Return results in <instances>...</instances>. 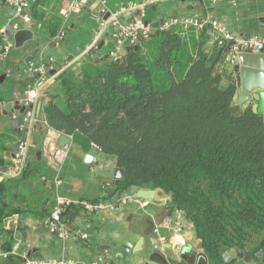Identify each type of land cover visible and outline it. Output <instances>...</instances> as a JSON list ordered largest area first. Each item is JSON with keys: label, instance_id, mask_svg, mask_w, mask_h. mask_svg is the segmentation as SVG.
I'll list each match as a JSON object with an SVG mask.
<instances>
[{"label": "trees", "instance_id": "16d2710c", "mask_svg": "<svg viewBox=\"0 0 264 264\" xmlns=\"http://www.w3.org/2000/svg\"><path fill=\"white\" fill-rule=\"evenodd\" d=\"M205 42L160 29L118 58H82L40 101L49 129L92 142L125 170L116 190L162 188L208 263L225 264L230 248L255 255L264 245V117L233 103L228 45ZM6 190L0 181V229Z\"/></svg>", "mask_w": 264, "mask_h": 264}, {"label": "crops", "instance_id": "0c3cea01", "mask_svg": "<svg viewBox=\"0 0 264 264\" xmlns=\"http://www.w3.org/2000/svg\"><path fill=\"white\" fill-rule=\"evenodd\" d=\"M28 1L31 2L29 11L8 0H0V181L7 186L2 195L7 216L0 229V264H25V256L44 262L144 264L149 253L134 252L144 242V237L134 231L144 200L134 198L139 190L134 186L127 191L116 190L113 182L118 166L114 160L104 156L92 142L73 143L61 171L63 182L57 187L54 151L62 145L63 136L68 139V135L47 127L43 108L39 115L33 113L27 126L23 114L17 110L11 112L9 107L5 114L4 106L25 100L28 87L39 76L35 66L50 64L45 88L48 89L66 68L82 58H91L87 55L90 50L101 53L91 58L96 62L110 57L114 50L111 28L99 35L95 8L105 11L104 18L119 14L126 21H151L153 36L156 31L168 28L165 24L175 18L208 22L205 26L186 29L180 23L169 27H180L194 41L206 39L209 50L215 46L209 24L212 20L225 24L235 38H264V0H85L83 9L68 17L59 11L68 0ZM131 6L140 8L131 11ZM27 14H31L28 22ZM161 22H165L164 26ZM8 28L11 36L19 29H29L33 38L23 47H16L6 34ZM7 44L10 47L5 50ZM54 69L56 73L52 75L50 71ZM248 104L253 106V102L243 105ZM24 140L29 144L27 169L22 176L13 177L8 166ZM101 185L104 187L99 191ZM58 195L74 201L63 214L69 229L66 237L58 236L49 227ZM161 196L160 204L170 209L173 205L169 196ZM87 202L100 205L90 212L83 204ZM155 210L154 207L150 211ZM173 213L176 219L165 216L159 226L161 239L157 240L154 235L153 245L157 243L165 252L173 250L179 258L181 252L194 261L204 253L203 242L184 212L175 208ZM244 254H250L251 258L246 256L245 261ZM244 254L238 258L239 252L233 247L224 251L222 260L225 264H264V254L262 257L248 251Z\"/></svg>", "mask_w": 264, "mask_h": 264}, {"label": "built area", "instance_id": "2783aa9c", "mask_svg": "<svg viewBox=\"0 0 264 264\" xmlns=\"http://www.w3.org/2000/svg\"><path fill=\"white\" fill-rule=\"evenodd\" d=\"M10 3H13L20 8L26 9L27 11L31 10V2L28 0H8ZM85 5V0H68L60 8V14L63 17H68L73 13H77L83 9ZM138 6H131L129 9L135 11L139 9ZM105 11L103 9H94V14L99 21L100 30L99 35L105 31L107 28H111V36L114 41V50L110 52V56L114 58L120 57V54L125 50V41L129 42V45L139 46L143 39H149L153 34V28L151 25L146 24L141 19H134L131 21L122 20L119 14H114L110 18H104ZM31 14L25 16V20L28 22L31 20ZM180 23L185 28L189 26H205L208 22H198L191 18H175L171 22L166 23L167 27ZM214 32V41L220 46L228 45V59L231 63H234L237 59V55L242 51H262L264 50V38H235L232 33L228 30L227 26L217 20H212L209 22ZM5 32V28L3 30ZM98 35V36H99ZM10 44H7L4 49H9ZM34 67V66H33ZM49 67L50 64H42L35 66L34 70L38 73V78L33 85L29 86L26 91L25 102L27 105H32L34 110L40 102L41 95L46 88V84L49 82ZM35 112V111H34ZM72 135H68V141L65 144L60 145L54 151V163L56 165V175H55V184L57 187L63 182L61 177V171L65 161L67 160L71 146H72ZM95 145V144H94ZM99 150L100 148L96 146ZM29 155V144L27 141H21L18 145V149L10 164L9 170H11V175L13 177L22 176L27 169V161ZM2 174V166H0V176ZM142 205H147L149 200L143 199ZM74 201L70 200L62 195H58L57 204L55 205L49 220L50 230L57 234L60 237H66L69 235V229L66 222L63 220V214L66 210V207L71 205ZM87 211H94L99 207V203H83ZM159 226L154 228V235L158 233ZM161 239V238H160ZM25 264H74L72 262L65 261H53V262H44L42 260L31 259L27 256L24 258Z\"/></svg>", "mask_w": 264, "mask_h": 264}, {"label": "water", "instance_id": "95a60500", "mask_svg": "<svg viewBox=\"0 0 264 264\" xmlns=\"http://www.w3.org/2000/svg\"><path fill=\"white\" fill-rule=\"evenodd\" d=\"M89 5H86V8ZM106 19V18H105ZM167 20V19H166ZM165 21V20H164ZM146 24L151 25V21H146ZM164 26L165 22H161ZM158 28V26H155ZM6 34L9 39L15 43L16 47H23L27 41L32 40L33 34L29 29H19L12 36L10 29L6 30ZM153 37V34L150 38ZM148 39H143L142 42ZM125 49L127 51L137 50L138 46H130L128 41H125ZM100 50V47H98ZM91 58L95 59L100 56L101 53L96 50H90L87 53ZM109 56L107 55L106 58ZM234 72L237 86V93L234 96L233 103L237 105L244 104L246 102H253V111L256 113H264V50L262 51H242L237 55V59L234 62ZM50 73L53 75L56 73V69L51 70ZM10 108L11 112L17 110L26 117V125H30V119L34 114L39 115L42 108V102L40 101L34 108L32 105H27L25 100L16 103H8L4 106V113L6 114L7 108ZM12 114V113H11ZM68 139L63 136L61 144L67 143ZM41 154V152H39ZM92 157V156H91ZM92 167V166H91ZM125 174V170L122 167H117L114 173V185H118ZM104 187V185L102 186ZM113 192V190H111ZM162 195H166V192L162 188H156L155 190H149L147 188H141L134 196L135 199H146L149 200L147 205H142L143 212L138 216L135 224V232L144 237L143 247L134 249V252L146 251L149 253L148 259L145 260L144 264H203V261L208 263V260L204 254L198 255L197 259L192 261L188 260L184 254L180 252V258L174 253L173 250L165 252L164 249H160L157 243L152 242L154 235V228L160 226L165 219V216L173 215L174 220L176 219L175 213H173L175 206L173 205L168 209L165 205L160 204L162 201ZM156 208L154 212L150 211L151 208ZM238 252V258L241 254H244L243 248L239 246L234 247ZM264 254L263 247L256 252V257H262ZM247 257L251 258L250 254H244L243 259L246 261ZM202 258L206 260H202ZM158 259V261H157ZM185 262V263H184ZM236 264V263H229Z\"/></svg>", "mask_w": 264, "mask_h": 264}, {"label": "rangeland", "instance_id": "374dc122", "mask_svg": "<svg viewBox=\"0 0 264 264\" xmlns=\"http://www.w3.org/2000/svg\"><path fill=\"white\" fill-rule=\"evenodd\" d=\"M84 141L83 139L79 138V137H75L73 140H72V144L75 143L76 145H78V143ZM102 189V185L101 187L99 188V191Z\"/></svg>", "mask_w": 264, "mask_h": 264}, {"label": "flooded vegetation", "instance_id": "af4514ba", "mask_svg": "<svg viewBox=\"0 0 264 264\" xmlns=\"http://www.w3.org/2000/svg\"><path fill=\"white\" fill-rule=\"evenodd\" d=\"M173 216V215H172ZM160 228H158V233L155 235L157 240H160L161 234H160ZM154 236V235H153Z\"/></svg>", "mask_w": 264, "mask_h": 264}]
</instances>
